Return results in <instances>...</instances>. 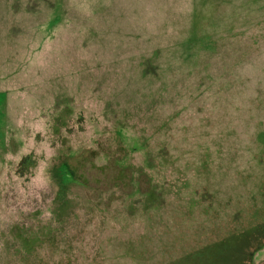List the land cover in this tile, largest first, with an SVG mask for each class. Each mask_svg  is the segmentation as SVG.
Instances as JSON below:
<instances>
[{
    "label": "rangeland",
    "instance_id": "374dc122",
    "mask_svg": "<svg viewBox=\"0 0 264 264\" xmlns=\"http://www.w3.org/2000/svg\"><path fill=\"white\" fill-rule=\"evenodd\" d=\"M244 252L264 264V0H0V264Z\"/></svg>",
    "mask_w": 264,
    "mask_h": 264
},
{
    "label": "trees",
    "instance_id": "16d2710c",
    "mask_svg": "<svg viewBox=\"0 0 264 264\" xmlns=\"http://www.w3.org/2000/svg\"><path fill=\"white\" fill-rule=\"evenodd\" d=\"M117 135L120 136V130H118ZM57 175L61 184L64 185H73V184H84L83 176L79 175L75 169H73L68 162H61L57 165ZM263 244L259 243L255 245V248L261 247ZM246 243L245 242H230L226 243L222 248L224 249H232L239 251H246Z\"/></svg>",
    "mask_w": 264,
    "mask_h": 264
},
{
    "label": "flooded vegetation",
    "instance_id": "af4514ba",
    "mask_svg": "<svg viewBox=\"0 0 264 264\" xmlns=\"http://www.w3.org/2000/svg\"><path fill=\"white\" fill-rule=\"evenodd\" d=\"M244 253H245L244 256L242 258H239V260L240 259H242V260H240V262L234 263V264H248V263H250L252 252H249L248 254L246 252H244Z\"/></svg>",
    "mask_w": 264,
    "mask_h": 264
}]
</instances>
